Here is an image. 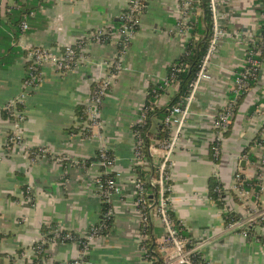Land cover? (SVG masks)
<instances>
[{"label": "crops", "instance_id": "1", "mask_svg": "<svg viewBox=\"0 0 264 264\" xmlns=\"http://www.w3.org/2000/svg\"><path fill=\"white\" fill-rule=\"evenodd\" d=\"M35 15L30 29L13 39V27L1 25L0 56L5 47L19 51L32 47L57 53L82 39L87 44L77 66L61 72L54 62L41 67L42 79L25 91L28 57L15 54L9 65L0 60V264H62L77 258V243H52L36 259L34 246L52 225L85 234L99 222L101 196L96 178L101 171L98 150L115 156L114 170L120 193L113 198L114 219L110 231L93 241L92 264H145L141 249L142 214L135 204L138 189L134 169L135 138L132 126L140 120L148 89L167 79L169 68L190 38L189 28L180 24L183 0H150L140 18L129 48L121 54L122 68L113 79L101 108V126L94 135L84 133L86 122L80 110L90 101L96 82L108 76L120 56L121 35L116 23L128 0H28ZM220 23L225 34L210 65V78L198 85L195 99L182 126L170 169V208L199 246L207 264H264V224L251 237L227 229L224 210L209 196L208 182L218 177L225 189L234 190L240 172L247 180L257 179V200L251 191L242 203L228 197L241 216L264 212V145L254 141L264 126V58L257 84L250 88L225 134L219 156L213 154L214 119L230 97L234 79L245 63L250 44L263 22V0H219ZM3 0L1 11L16 6ZM196 15L202 10L196 5ZM108 31L102 40L90 39L98 30ZM199 37V34L196 35ZM157 98L159 108L169 106L180 92V82L170 81ZM25 92V119L20 125V144L9 145L13 120L4 115L10 104ZM164 117L154 115L151 129L160 132ZM161 141L149 146L150 163L163 156ZM45 148L49 156L38 160L33 152ZM255 157V161L251 157ZM35 158V159H34ZM153 178V177H150ZM158 244L166 229L161 218L152 217ZM163 263L171 250H161Z\"/></svg>", "mask_w": 264, "mask_h": 264}, {"label": "built area", "instance_id": "2", "mask_svg": "<svg viewBox=\"0 0 264 264\" xmlns=\"http://www.w3.org/2000/svg\"><path fill=\"white\" fill-rule=\"evenodd\" d=\"M3 0H0V22L4 18L1 11V4ZM150 0H128V4L122 17L124 24L119 27L117 30L121 35L120 42L122 43V50L120 51V56L118 59L114 60L111 64V71L105 78L96 82L90 101L86 104L85 107V128L84 133L89 135H94V129L101 126V108L105 96L109 92L113 79L117 76L118 71L122 68L121 63V54H123L130 46L134 35L136 34L140 18L147 10ZM220 6L221 2L219 0H211V10L213 13L214 26L213 34L210 40L209 48L207 53L204 55L200 69L197 73L196 78L193 80L191 85V90L188 94L181 97L180 101L175 104L166 117L164 118V125L167 130V138L160 142L159 147L163 151V156L159 161V175L156 178H151L150 182L153 186H157L159 190V196L155 199H147L144 197L146 193L145 182L142 179H137L138 189L135 197V204L138 207L142 205L143 209L148 208L149 212L159 216L165 226L166 234L164 243L162 244L161 250H171L172 253L169 257V260L166 264H198L194 260V255L199 251V246L197 244L192 245V239L186 236L183 233L182 226L175 222V220L170 215V195L167 194L168 191H171V184H168L170 181V169L172 166V158L176 152L178 141L180 138V133L182 126L189 114V109L192 102L195 99V93L198 88V85L201 81L207 80L210 78L209 74V65L217 51L218 44L222 36L225 34V30L220 23ZM262 18L264 20V0L261 2ZM10 10V8H8ZM7 10V11H8ZM196 11V4L194 0H183L181 4V20L180 24L188 29L187 22L190 19V13ZM6 13V11H5ZM35 15L34 10H30L28 14L25 15L22 23V31H27L30 29L29 18ZM108 35L106 30H98L90 39L102 40L105 36ZM87 39H82L76 42L74 45L65 47L61 52L57 53L49 48L37 47L30 51L29 56L32 60L31 68L37 70L38 73L33 75L30 79L24 81L25 91L28 89H33L36 84L38 85L42 79L41 76V67L46 62H54L58 69L61 72H66L74 69L77 66L79 58L82 56L84 49L87 44ZM249 54V56H248ZM248 54L245 59V62H249V66H245L244 71L237 74L231 92L234 94V97L229 99L228 103L222 111H220L214 119V140L212 145L213 154L217 157L220 155L222 150V144L225 140V133L230 129L231 120L234 116L236 99L242 94L248 87V80L250 76H256L258 78L261 62L257 56L264 55V39L262 41V47H258L255 51L248 50ZM245 65V63H244ZM175 78L173 74L172 79ZM39 82V83H37ZM165 84H168L169 80L166 79ZM25 92L23 93L20 100L17 102L22 103V98H24ZM10 114L13 116V127L14 131L10 135L9 145L20 144V125L21 122L25 119L24 110H19L16 107V103L10 104L7 109ZM146 117L144 112H141L140 120H144ZM261 136L264 137V128L261 130ZM256 144L261 143L257 142ZM103 153L99 158V163L103 168L100 171L99 176L96 178L98 185V190L102 198L110 204L107 212L103 214L102 221L99 226H92L88 232L83 235V239L76 240L71 233L61 235L60 230L57 229L54 231V235L51 238L52 243L65 242V240H72L73 243H77L82 246L80 250V255L73 260L62 263V264H92L91 259L89 258V252L91 245L95 238L100 236V231L103 228L108 227V223L105 221H112L114 219V205L113 198L120 193V189L117 185V173L114 170L115 166V156L110 153V151L101 149ZM34 157L38 160L46 158L49 156V152L45 148H40L33 152ZM34 158V159H35ZM135 161L136 165H145L146 160L142 154V139H139L138 142H135ZM115 172L116 176L106 180L104 183L101 176L103 174H108ZM247 179L240 173L237 172L234 178L233 189L239 194L241 199H245L250 190L244 187V183ZM261 190H264V186L261 185ZM141 212V211H140ZM142 214V212H141ZM143 220V214H142ZM261 221L264 224V212H249L246 216L244 215L241 219H232L227 223V229L230 231H239L244 235H247V232L253 227L254 223ZM181 222V221H180ZM181 224H183L181 222ZM110 226V225H109ZM112 227V226H111ZM111 227H109L111 229ZM142 233V240L147 237L145 233ZM45 237L40 241L45 242ZM141 240V241H142ZM50 241V240H48ZM142 253L144 256L145 264H156L155 259L152 256L148 255V250L145 246H141ZM34 251L36 252V259L40 260V255L42 249L40 245L34 246ZM35 264H40L36 262Z\"/></svg>", "mask_w": 264, "mask_h": 264}, {"label": "trees", "instance_id": "3", "mask_svg": "<svg viewBox=\"0 0 264 264\" xmlns=\"http://www.w3.org/2000/svg\"><path fill=\"white\" fill-rule=\"evenodd\" d=\"M16 3H17L16 6L10 7V10H8L5 13L7 20L3 21L4 19H2L0 22V26L1 25L7 26L9 23L12 25L13 39H17L18 36L20 35L21 23L25 15L28 14L30 10L35 9L33 5L28 6L29 5L28 0H16ZM194 3L202 10V15H196L195 12L190 13V19L186 25L187 27H189L190 38L186 40V42L184 43L183 52L175 60V62L171 65V67L169 68L168 76H167V79L169 80V82L170 81L180 82L179 94L169 106H164V107L159 108L158 106L155 105V102L157 98L160 96V94L166 89L165 88L166 84L165 82L164 83L160 82L158 84L151 85L148 89V99L142 110V112L145 113L146 117L144 120L138 121L132 126V132L134 133L135 142L137 143L139 139H142V154L145 160L149 162L151 161V159L148 154V151H149L148 149L152 143V140L158 139L159 141H163L168 136L167 130L164 124L162 125L160 132L158 133L153 132V130L151 129V118L154 115H161L165 118L168 112L170 111V109L180 101L181 97L185 96L186 94L190 92L192 82L196 78L197 73L200 69L203 57L208 51L210 40L213 34L214 19H213V13L211 10V0H194ZM123 24H124V20H123V17L121 16V19L119 22L116 23V26L121 27ZM1 33H4L6 38L10 39V36L7 35L5 31L0 30V34ZM197 34H199V37H196ZM263 39H264V20L261 24V28L257 36L254 38V42L250 44V47L248 49L249 52L250 50L255 51L258 47L259 48L262 47ZM118 47H119V52H120L123 47L121 42H119ZM35 48L37 47H32L26 51L24 50L21 52L15 47L6 46L5 52L7 53L6 54L4 53L3 55H1L0 60L2 64L9 65L14 61L15 54H20V53L24 54L26 57H28V62H27L25 76H24L23 81L28 80L33 75L38 73L37 70H34L31 68L32 60L29 56L30 51ZM257 58L260 61H262L264 58V55L257 56ZM249 65L250 63L246 61L245 65H243L241 69L238 70L237 74L244 71L245 66H249ZM173 74H175V78L172 79ZM257 80L258 78L256 76H250L248 80L247 89L242 94H240L236 99L234 115L238 109L239 103L241 102L243 97L247 94L248 90L257 84ZM229 97L230 99L233 98L234 94L230 92ZM16 107L19 110H24L25 108L24 103H20V102H16ZM85 107L86 106L81 108L80 113H79L81 119L84 121L86 118ZM4 115L11 120L14 119L7 109L4 111ZM233 118L234 116L232 117L231 123L233 121ZM262 128H264V126ZM261 130L255 137L254 141L256 142L257 140V142L264 145V137L261 136ZM228 132L229 131H227L225 134H227ZM102 153H103L102 150H98L96 158L99 159ZM251 159L255 161L254 156H252ZM149 167H150L149 171L145 170L144 165H135L134 169L136 171L137 179L139 180L142 179L145 182L146 193L144 194V197L147 199H151L154 197L156 199L159 196V190L157 186H153L151 184L150 177H153V178L158 177L159 165L154 166L153 164L150 163ZM102 170L103 168L101 167V171ZM115 176H116V173L112 172L108 174H103L101 178H102V181L105 183L106 180L110 178L115 179ZM168 184H171V181H168ZM243 185L244 187H246L248 190L251 191L252 198L257 200L258 199L257 196L259 195V192H260L259 180L257 179H252L250 181L247 180ZM208 188H209V196L211 197V199L215 201L218 207L224 210V217L226 220V224L232 219L243 218V216H241V214L238 211H236V209H234V207H232L231 204L228 202V197H232L235 202L242 203L240 201L239 194L235 190L225 189V185L220 181L218 177H215V176L209 179ZM170 193L171 191L167 192L168 195H170ZM104 199L105 198H102L101 217H100L99 222L96 223L95 226L100 225L102 218H103V214L107 212L108 208L110 207V204L106 202ZM138 209L143 214V220L141 222V231L147 235V237L141 241V246H145L147 248L148 255L154 257L156 264H161L164 261V259L162 258V252H161L162 246L161 244H158L156 242L155 237H154L153 221H152L153 214L149 212L148 208L143 209L142 205H139ZM170 215L175 220V222L180 225V227L182 226L183 233L192 239V237L187 232V229L185 228V226L181 224L180 220L177 219L174 211L171 208H170ZM105 222L108 223L107 224L108 227L106 226V228H103L99 233L100 235H105L110 231L109 227L112 226L113 220L105 221ZM258 225H263V223L260 220L254 223L250 231L247 232V237H251L255 235L256 233L255 227ZM57 229L60 230V233L62 236L67 233H71L72 236L76 240L83 239V235L80 233L60 228L56 224L52 225L49 228H47V230L44 232L45 242L40 241L39 243L35 245V246L40 245L42 249V253L46 248H48L52 244L51 238L54 235V231ZM65 242H74V241L65 240ZM193 244H195V241L192 239V245ZM78 246H79V249L82 250V246L79 244ZM194 260L198 264H207L206 260L203 258V255L200 251L195 253Z\"/></svg>", "mask_w": 264, "mask_h": 264}]
</instances>
